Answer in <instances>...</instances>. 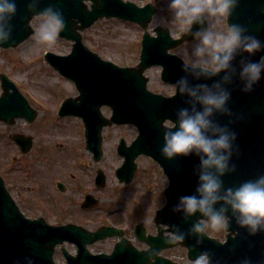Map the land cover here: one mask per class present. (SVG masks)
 I'll return each instance as SVG.
<instances>
[{
  "label": "water",
  "instance_id": "1",
  "mask_svg": "<svg viewBox=\"0 0 264 264\" xmlns=\"http://www.w3.org/2000/svg\"><path fill=\"white\" fill-rule=\"evenodd\" d=\"M15 2L16 11L7 18L5 29L8 34L6 39L0 41V49L16 48L33 35L31 21L46 8L60 12L65 20V28L59 38L72 42L69 54L59 56L47 52L44 59L61 76L72 81L78 91L77 97L64 100L58 114L81 118L85 128V147L93 154L94 161H99L102 156L101 131L104 127L132 124L138 131L136 138L129 146L121 139L117 147L118 155L123 157L121 166L115 171L118 181L128 185L137 168L136 158L144 155L159 165L168 184L163 191L166 203L154 214L156 235H146V229L141 223L134 227L136 239L148 246L138 250L124 238L122 230L112 226H100L95 231H89L72 223L48 225L42 218H25L0 176V264H55L53 253L58 245L65 264H177L161 255L163 250L177 246L186 249L189 261L206 253L208 264H256L253 257H229V244L219 243L205 231H192L193 225L206 217L200 212L187 215L178 204L182 196L196 191L200 158L193 153L186 157L168 159L162 156L160 149L165 131L164 122H175L181 108L200 110L201 105L194 103L187 92L180 93L177 90L176 94L165 97L149 91L144 72L152 66H160V77L165 83L177 84L184 79L188 88L206 85L215 91L213 86L219 84L221 89L230 92L226 111L214 112L210 117L214 124L225 128L229 133H235L230 149L229 168L221 176L223 193L227 188L235 189L246 181H254L253 176L256 174L264 176V72L250 92L243 91L244 80L241 78V70L245 64L264 57V47L253 54L242 48L236 49L229 68L213 74L200 67H189L180 57L169 53L195 37L197 31L207 28L204 18L193 23L191 29L180 38L174 39L168 28L162 26L153 29L154 36L149 33L148 26L155 13V8L150 3L138 7L123 0ZM86 2L90 4L87 5ZM114 18L136 23L143 30L139 60L135 66L119 67L103 60L83 42L84 30L96 21ZM226 22L229 25H239L243 29V35L254 36L264 42V0H236ZM0 90V122L11 126L16 119H24L27 123L35 119L36 112L4 74H0ZM103 106L112 111L109 118L102 115ZM13 140L23 153L31 147L30 139L22 135H16ZM250 150L255 151L253 156ZM251 167L255 170L245 176L246 170ZM104 181L102 171H98L96 185L101 187ZM57 186L64 191L60 183ZM95 202L91 195H87L82 207L89 208ZM222 205L230 224H239L238 214L222 200L215 207L220 208ZM179 233H183L184 239L174 240V235ZM112 237H119L120 240L110 254L94 255L89 252L88 245ZM65 242L75 245V255L65 250ZM233 245L236 246L234 241Z\"/></svg>",
  "mask_w": 264,
  "mask_h": 264
},
{
  "label": "rangeland",
  "instance_id": "2",
  "mask_svg": "<svg viewBox=\"0 0 264 264\" xmlns=\"http://www.w3.org/2000/svg\"><path fill=\"white\" fill-rule=\"evenodd\" d=\"M123 1H130L138 7L147 3L154 6L155 13L149 24L152 35L156 26L168 28L175 39L188 32L176 22L174 11L169 7L170 0ZM204 20L207 28L215 24L214 18L206 15ZM38 23L39 16L31 23L34 34L18 47L0 49V74H5L16 85L36 112L32 123L16 119L8 126L0 122V176L6 189L27 217L42 215L49 224L71 222L90 231L100 225L117 226L124 230L125 237L132 244L142 248L133 235V226L142 223L147 233H155L153 216L161 201H165L163 189L167 180L156 163L140 156L136 159L132 182L129 185L118 182L115 171L123 159L117 155L116 147L120 138L127 144L135 138L137 131L132 125L103 128V154L99 161H93L92 154L86 151L81 119L58 114L64 100L77 97L78 92L71 81L62 78L47 64L43 56L45 52L67 55L72 42L58 38L52 46L38 44L35 37ZM141 35L142 30L136 24L117 19L99 20L82 32L88 49L120 67L138 63ZM198 42L195 36L170 52L184 62L186 59L196 61L200 59L194 55ZM160 71L159 66L145 71L147 88L164 96L172 95L173 85L160 80ZM101 112L107 118L111 114L108 107H102ZM16 135L30 139L31 147L26 153H22L13 141ZM97 170L105 176L103 187L94 185ZM58 183L66 187L63 193L57 190ZM86 194L92 195L97 202L84 210L79 206ZM205 227V232L212 236L223 234L207 225ZM116 241V238H108L88 246V249L93 254L109 253ZM64 247L68 253H75L73 245L65 244ZM162 255L180 264H193L187 260L184 248L165 250ZM54 261L56 264L65 262L58 248Z\"/></svg>",
  "mask_w": 264,
  "mask_h": 264
},
{
  "label": "clouds",
  "instance_id": "3",
  "mask_svg": "<svg viewBox=\"0 0 264 264\" xmlns=\"http://www.w3.org/2000/svg\"><path fill=\"white\" fill-rule=\"evenodd\" d=\"M235 3L236 0H170L169 7L174 11L175 20L184 32L189 31L193 23L201 21L205 15L215 20L213 26L195 33L199 42L194 49V55L200 59H186L185 63L215 74L229 68L236 49L242 48L243 51L253 54L264 47V42L258 38L243 35V29L239 25L226 23ZM15 11V0H0V41L7 38L6 21ZM64 28L65 20L61 13L46 8L39 14V23L35 30L36 42L52 46ZM262 72L264 57L245 64L241 70L243 91L250 92L253 85L261 80ZM213 87L215 91L206 85L188 88L184 79L173 84L172 90L175 94L177 90L180 93L187 92L194 103L201 105V109L193 108L189 111L188 108H181L175 122H164L165 131L160 152L168 159L186 157L193 153L200 158L196 191L194 194L182 196L178 204L187 215L200 212L206 217L193 225V232H203L205 225L214 230L227 227L226 209L223 205L220 208L215 207L221 200L238 214L241 225L255 232L264 226V176L254 181H246L235 189L227 188L221 193V176L229 168L230 149L235 133H229L210 119L214 112L226 111V103L230 98V92L221 89L219 84ZM165 203L166 201H161L158 207L163 208ZM183 239V233L174 235L176 241ZM193 264H208L207 254H200Z\"/></svg>",
  "mask_w": 264,
  "mask_h": 264
},
{
  "label": "flooded vegetation",
  "instance_id": "4",
  "mask_svg": "<svg viewBox=\"0 0 264 264\" xmlns=\"http://www.w3.org/2000/svg\"><path fill=\"white\" fill-rule=\"evenodd\" d=\"M249 152L252 156L255 154V151L253 150H250ZM253 167L256 168V166ZM253 167L246 170L245 176L253 173V171L255 170L253 169ZM253 177L255 178V180H257L262 176L256 174ZM79 207L81 209H84L82 208L81 203ZM45 214L47 215V213ZM44 217L45 216L37 215L35 217H29V218L31 219L43 218L45 220ZM218 231L223 233L220 237H215L210 234L208 235L210 238L217 239L221 244L224 245L229 244L230 247L227 252L229 257L244 258V259H252L253 257L256 264H264V226H262L255 232H251L247 226H243L240 223L230 224V219H228L227 227L225 229ZM233 241L235 242L236 246L233 245Z\"/></svg>",
  "mask_w": 264,
  "mask_h": 264
}]
</instances>
